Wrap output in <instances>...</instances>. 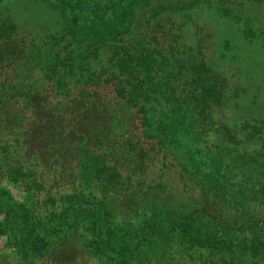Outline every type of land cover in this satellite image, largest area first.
Returning a JSON list of instances; mask_svg holds the SVG:
<instances>
[{
  "label": "trees",
  "instance_id": "16d2710c",
  "mask_svg": "<svg viewBox=\"0 0 264 264\" xmlns=\"http://www.w3.org/2000/svg\"><path fill=\"white\" fill-rule=\"evenodd\" d=\"M126 1L60 0L46 53L0 23V264H264V118L235 127L241 85Z\"/></svg>",
  "mask_w": 264,
  "mask_h": 264
},
{
  "label": "rangeland",
  "instance_id": "374dc122",
  "mask_svg": "<svg viewBox=\"0 0 264 264\" xmlns=\"http://www.w3.org/2000/svg\"><path fill=\"white\" fill-rule=\"evenodd\" d=\"M51 2L54 7L47 0H0V23H13L19 36L31 37V44L37 45L31 47L33 53H46L49 48L44 42L47 43L51 36L65 28V20L57 7L60 0ZM126 2L128 7L130 0ZM168 4L180 6L182 10L165 9L145 27V21L153 10ZM131 9L133 28H185V45L213 60L219 70L241 85L243 101L234 103L230 108V105L226 107L229 108L227 114L234 118L235 127L241 124L244 115L254 119L264 118V0H133ZM34 72L41 73L36 67ZM52 95L49 92L50 99ZM60 98L57 95L53 100ZM245 145L240 144V147L245 150L247 147L254 148L251 142ZM186 150L182 146L176 152L180 162L190 168ZM3 160L4 155L0 154V164ZM236 172L237 177L248 175V171L244 169L242 174L238 169ZM1 185L10 188L12 194L20 196V189L13 188L9 177L0 168V188ZM85 185L67 184L59 191L78 192ZM95 189L96 187H92L95 194L100 196V192ZM4 241L0 237V246ZM73 244L69 245L72 247ZM5 249L0 251L5 252ZM61 252L62 260L71 262L74 255L70 253L69 246L61 249ZM96 262L97 260H91L89 264Z\"/></svg>",
  "mask_w": 264,
  "mask_h": 264
}]
</instances>
